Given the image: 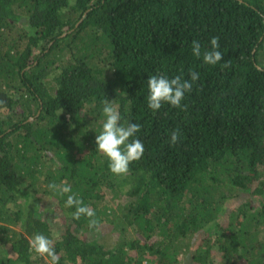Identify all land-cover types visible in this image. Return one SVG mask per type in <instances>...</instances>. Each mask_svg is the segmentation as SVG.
Returning <instances> with one entry per match:
<instances>
[{
	"label": "trees",
	"instance_id": "obj_1",
	"mask_svg": "<svg viewBox=\"0 0 264 264\" xmlns=\"http://www.w3.org/2000/svg\"><path fill=\"white\" fill-rule=\"evenodd\" d=\"M213 37L227 65L193 55ZM189 71L148 108L150 75ZM105 99L142 125L126 174L96 149ZM36 233L55 264H264V0H0V264H52Z\"/></svg>",
	"mask_w": 264,
	"mask_h": 264
},
{
	"label": "clouds",
	"instance_id": "obj_2",
	"mask_svg": "<svg viewBox=\"0 0 264 264\" xmlns=\"http://www.w3.org/2000/svg\"><path fill=\"white\" fill-rule=\"evenodd\" d=\"M211 47L202 52L200 42L193 39L191 49L193 55L203 58V62L208 65H216L227 61H222L223 53L220 51V44L217 37L211 39ZM200 78V73L189 71L188 78L175 76L169 78L166 74H153L147 79V106L153 112L162 108L164 104L173 107H180L186 92H190L193 83ZM103 122L99 132L95 137L96 149L104 153L109 160L110 171L116 175L126 174L131 162L139 160L145 151L144 143L137 137L142 125L137 122H122L121 113L109 99L102 101ZM179 129L173 130L170 136V143L175 144L180 139ZM51 189L60 195H65V207L74 208L71 213L73 218L79 219L82 215L93 217L94 211L84 204L81 197L73 192L70 184L61 182L52 183ZM31 248L38 254H46L51 258L52 264L57 261L52 240L43 233H36L30 240Z\"/></svg>",
	"mask_w": 264,
	"mask_h": 264
},
{
	"label": "rangeland",
	"instance_id": "obj_3",
	"mask_svg": "<svg viewBox=\"0 0 264 264\" xmlns=\"http://www.w3.org/2000/svg\"><path fill=\"white\" fill-rule=\"evenodd\" d=\"M37 51H38V49H37ZM43 188H45L46 187V184L45 183H43ZM110 199V196L108 197V200ZM48 202V199L45 197V198H43V203L44 204H46ZM112 203V202H111ZM49 206H50V203L48 204ZM115 239H117V237H116V235H114V239L113 240H115ZM182 259H183V257H182Z\"/></svg>",
	"mask_w": 264,
	"mask_h": 264
},
{
	"label": "built area",
	"instance_id": "obj_4",
	"mask_svg": "<svg viewBox=\"0 0 264 264\" xmlns=\"http://www.w3.org/2000/svg\"><path fill=\"white\" fill-rule=\"evenodd\" d=\"M142 264H150L149 262H147V261H144Z\"/></svg>",
	"mask_w": 264,
	"mask_h": 264
}]
</instances>
